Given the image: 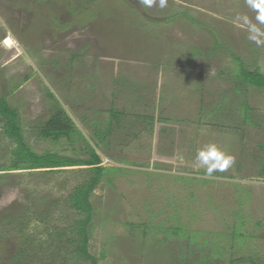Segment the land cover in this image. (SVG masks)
Wrapping results in <instances>:
<instances>
[{"label": "rangeland", "instance_id": "obj_1", "mask_svg": "<svg viewBox=\"0 0 264 264\" xmlns=\"http://www.w3.org/2000/svg\"><path fill=\"white\" fill-rule=\"evenodd\" d=\"M234 58L264 73V0H0V97L26 142L86 156L37 137L63 108L112 169L90 196L98 264H264V89ZM209 145L225 171L198 165ZM12 147L0 118V167ZM87 172L0 171V264H90L61 236Z\"/></svg>", "mask_w": 264, "mask_h": 264}, {"label": "trees", "instance_id": "obj_2", "mask_svg": "<svg viewBox=\"0 0 264 264\" xmlns=\"http://www.w3.org/2000/svg\"><path fill=\"white\" fill-rule=\"evenodd\" d=\"M237 63L235 76L239 79V85H251L264 89V73L258 68L248 70L239 59L234 58ZM245 108L246 106L243 105ZM122 112L110 110L109 120L103 129V132H94L97 141H101L110 133L111 122L118 117ZM242 114L246 115L242 109ZM243 116V117H244ZM0 118L2 121L3 133L14 142V147L10 149V162L7 165L0 167V171L10 170H34L47 169V171L66 167V166H85L88 172L84 180L77 183L72 188L68 202L74 209L78 217L72 221L61 236H65L68 242L73 246L72 253L78 258L88 261L90 264H98V258L93 256L88 251V239L91 232L90 223L92 222L93 206L90 202V196L100 181L104 173L112 170L109 167L103 166L101 159L82 132L76 127L70 115L63 109L55 110L46 121H44L37 129V137L45 140L58 143L64 140L72 149L75 148V143L81 141L84 143L87 155H66L57 151L45 150L35 152L26 142L22 134V129L18 122V114L16 109L11 108L6 101L5 96L0 97ZM176 226H172L171 230L174 236L183 234ZM63 231V230H62ZM72 236H68L65 232ZM60 236H57V238ZM51 244L48 245V248ZM66 264V262H65Z\"/></svg>", "mask_w": 264, "mask_h": 264}, {"label": "clouds", "instance_id": "obj_3", "mask_svg": "<svg viewBox=\"0 0 264 264\" xmlns=\"http://www.w3.org/2000/svg\"><path fill=\"white\" fill-rule=\"evenodd\" d=\"M156 0H141L145 7H152ZM159 6H167V0H159ZM198 165L203 167L208 175L214 172H222L233 162L232 158L216 148L215 145H209L206 149L197 152Z\"/></svg>", "mask_w": 264, "mask_h": 264}]
</instances>
